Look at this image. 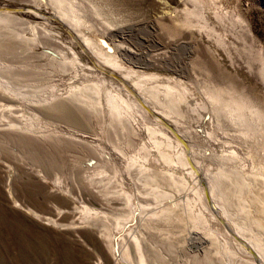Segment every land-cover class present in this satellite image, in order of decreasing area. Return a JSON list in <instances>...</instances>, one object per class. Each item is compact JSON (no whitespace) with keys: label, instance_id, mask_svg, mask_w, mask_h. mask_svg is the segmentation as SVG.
Listing matches in <instances>:
<instances>
[{"label":"rangeland","instance_id":"rangeland-1","mask_svg":"<svg viewBox=\"0 0 264 264\" xmlns=\"http://www.w3.org/2000/svg\"><path fill=\"white\" fill-rule=\"evenodd\" d=\"M214 1L204 10L208 23L216 28L215 37H209L197 29L177 26L185 5L182 0H76L91 21L89 25L93 23L90 31L83 30L87 36L105 32L110 45L121 44L144 56L141 62L122 58L126 67L144 79L155 75L159 84L188 88L184 115L167 116L161 107L147 104L131 80L124 82L121 72L85 50L79 36L44 0H0V76L19 86L29 85L30 91L20 101L0 90V264H98V255L105 264H124L115 258L120 256L121 240H129L131 233H144L148 242L163 246L172 264H250L251 260L264 264L248 250L247 238L240 236L211 189V177L218 172L214 157L236 152L233 169L249 179L257 176L253 189L263 192V123H254L255 132L231 123L224 122V126L215 118L203 89L208 81L230 84L264 109L260 75L264 0H217V6ZM219 38L225 41L221 44ZM64 53L69 60L78 57L83 68L62 72L58 62ZM83 83L102 86L105 106L100 111H85L69 99L73 86ZM108 92H121L141 106L131 109L125 128L117 126L118 137L106 105ZM4 104L14 108H2ZM13 119L18 126H11ZM148 127L164 133L156 138L175 163L163 160ZM182 151L188 166L179 162ZM128 161L150 168L145 174H159L158 185L170 193L153 200L157 183L149 178L144 186L136 168L129 170ZM102 171L106 174L98 175ZM170 175L173 179H168ZM108 177L114 178L103 181ZM246 192L249 196L255 193ZM139 198L161 209L164 221L155 228L149 218L144 224L151 230L147 232L141 226L144 216L136 214L129 228H116L117 218L139 208ZM259 219H264L263 214L252 210L251 222ZM105 231H110L108 239L103 237Z\"/></svg>","mask_w":264,"mask_h":264},{"label":"bare ground","instance_id":"bare-ground-1","mask_svg":"<svg viewBox=\"0 0 264 264\" xmlns=\"http://www.w3.org/2000/svg\"><path fill=\"white\" fill-rule=\"evenodd\" d=\"M44 1L53 8V10L57 14L56 16H58L61 21L65 22V24L67 23L66 25L71 27V29H73V31L79 36L80 40L82 41V45L85 47V50L88 49L92 54H94V56H96L97 59L102 60V62H103L102 64L108 65V66L112 67L114 70L121 72L123 75L122 79H124L123 80L124 82L127 83V80H131L133 85L140 92L141 98H143L147 104L150 103L155 108L161 107L163 109V113L167 114V116H172V115L183 116L184 115V107H186V105H188V103H186V101H188V99L186 100V97H187L186 94H187L188 88L184 87V89H182L183 86L178 85L176 83L175 84H167V85H165V83L159 84V83H157V79H156L155 75L147 76V74H146L145 76H147V78L144 79L143 78L144 76H140V74H138L137 71L133 70L132 67H126L127 63L124 64L122 61V58H124V59L128 58L127 60L137 58L138 62L139 61L141 62V60H139V59L143 58L144 56H141L140 53L138 54L135 51L131 50L130 48L124 47L121 44L116 45V43L112 42V43H114V45H110L107 42V40L105 39V36H104V34H106L105 32L101 36L97 33V31H96V33H94V31L92 30L94 33V37L87 36L85 31H83V30H86V32H87V30L90 31L93 28V26H92L93 23H92V25H89L91 23V21H89L87 15H86V12L79 6L80 3L78 4V2H76V0H44ZM182 1L185 2V3L183 2L185 5H184V9H182V11L180 13L181 16L179 17V19L177 18L178 19L177 20L178 23H176L177 26H179L181 29H185V30H187V29L193 30L194 29V32H195V29H197L198 32H204L209 37L210 36L213 37L216 33V31H215L216 28L214 30V27L210 26L212 23L211 24H210V22L208 23V20L206 19V16L204 13V10H205L206 6L208 5V3L211 4V2H213V0H182ZM215 3H217V0H216V2L214 1V4ZM215 6H217V5L215 4ZM206 9H208V8H206ZM217 19L219 21H223V16H219L217 13ZM237 19H238V17H237ZM235 21H233L234 24L236 23ZM242 21H243V19H242ZM234 24H232V25L235 26ZM89 31H88V33H89ZM34 33H36V32H34ZM109 35L113 36V34H109ZM219 35H218V37H219ZM116 37H118V35ZM77 41H79V40H77ZM218 41L221 42V44H222V42H224L225 40L222 41L221 38H219ZM214 42H216V41H214ZM217 42H216V44H217ZM72 51L73 50H71V52ZM73 54H74L73 56L77 55L74 52H73ZM70 57H71V55H70ZM60 59L61 60H59L58 65H59V68H61L62 72H68L70 70L75 69L77 66L81 67V65H80L81 63H80L78 57L74 58L73 60H69L68 56L64 53V54H62V57ZM132 62H133V60H132ZM97 64L100 65L101 63L98 62ZM261 65L262 66H261V70H260V75L264 79V62ZM81 68H83V65ZM80 71H81V69H80ZM139 72H141V71H139ZM75 73H77V72H75ZM81 73H82V71H81ZM206 75H207V73H206ZM74 78H75V76H74ZM103 83H101V84L103 85ZM98 84L97 83H95V84L94 83L93 84L83 83L81 85L79 84V85L73 86V88L70 90L71 95H70L69 99L73 102L78 103L77 106L79 108L84 109L85 111H89L88 108H98V109L104 108L105 104L102 103V94H103L102 86L100 85V83H98ZM19 85L16 84L14 81H12L9 77H3V76L1 77L0 76V90H2L5 94H9V96L12 95L16 99L18 98L20 101H24L26 99V94H29V92H30L28 89L29 85H27L28 87L19 86ZM203 85H204L203 86L204 95L207 97L206 101L208 100L207 102H209L211 110H212L213 114L216 116L215 118L220 123L223 124L225 122V123H227V125H228V123H231V124H235L238 126L239 125L244 126L248 132H251V131L255 132L256 131L257 128H254V123L256 124V122L263 123V126H264V109L261 108L258 105V103L255 102L249 95H247L246 93H244L242 91L237 90L234 86H231L230 84L229 85L227 84L228 86H218V85H215L212 82L208 81L207 83H203ZM33 88H35V87H33ZM38 90H39V88H38ZM86 95H87V98L89 96L94 102H92L91 100H88L85 97ZM21 98H23V99H21ZM125 98L123 97L121 92H116V93L108 92L107 97H106V105L109 108V112H110V116H111V120H112L110 122H111V125L113 126V128L115 129L114 131H115V135L117 137H118V131H116L117 126L121 125L125 128V121L127 119V116L128 117L132 116L131 109L133 107L141 108L138 101H132L130 99H127V98L125 99ZM68 102H70V101H68ZM36 103H38V102H36ZM19 107H21V106H19ZM2 108H14V106L13 105L8 106V105L4 104L2 106ZM202 109H204V108H202ZM100 110L101 109H99V111ZM5 119L8 120V118H5ZM14 119H13V121L10 122L11 126H18V125H16V122L14 121ZM222 124H221V126L223 127L224 124L223 125ZM258 126H260V125H258ZM17 128H19V127H17ZM229 128H230V125H229ZM148 131H149L150 135L152 136V140L155 142L156 147L159 149V152L161 153L163 160L169 164L175 163L173 158H170L169 155L166 153V151L162 150L164 143L160 142L156 138L157 134H163L164 135V133L160 129H157V127L156 128L148 127ZM244 132H246V130ZM248 132L244 134L245 137L248 134ZM257 132H258V130H257ZM165 135H166V133H165ZM113 145H114V143H113ZM116 148L120 151V149L117 145H116ZM179 153H180L179 157H178L179 162L183 166H188L189 163H188V160L186 158L187 156L185 155L184 151L179 152ZM122 154L125 156L124 152H122ZM148 158H149V155L146 154L144 159L148 160ZM237 159H238V154L236 152H233V153L231 152V154H229L227 156L224 155V156H220V157H214L213 160L217 162L216 164H218V169H217L218 172L216 174H213L211 177V179H212L211 181H212V183H214V184H212L213 186L211 189L215 193L216 198L218 197V200L222 203L221 208H223L225 214H227V216L230 217L234 223H236L235 226L237 227V230H238L240 236L247 238V240H245V241H248V243H246V245H248L247 246L248 250H250V252L253 253L258 259H262V262H263L264 261V219H262V220L259 219L255 222H254V220H252V222H251V214H252V210H256V212L263 214V216H264V190L262 193H259V192H257L256 189H253L255 187V185H254L255 182L259 181L257 176L254 177L253 179H249V178H247V176H248L247 174H246L247 175L246 176L242 171H236L235 169H233L234 166H232V161L237 160ZM128 164H129L128 165L129 170H131L132 168H136L135 169V172L137 173L136 175L141 177L144 186H146V184L148 183L147 180L149 178H153L154 183L155 182L157 183L156 189L158 191L156 192L157 193L156 195L154 194L153 200L155 199L156 201H158L159 195H167L168 193H170V190L167 189V187H165L164 185H158V180L161 177L159 174L152 173V172H150V173L148 172L149 174H145V173H147L148 170H150V168L148 169L144 165H139V164L137 165V167H135L136 162H134V161H128ZM256 166H259V165H256ZM262 169L264 170V166ZM261 171L262 170H260V172ZM105 174H106V172L102 171L98 175L101 176V175H105ZM130 174L132 176L133 171ZM113 175L115 176L116 174L113 173ZM250 176L252 177V175H250ZM260 176H262V175H260ZM172 177L173 176L170 175V177H168V179H173ZM113 178L114 177H108V179L104 178L103 181H107V180L111 181ZM165 178L166 177L163 176V179H165ZM260 181H264V177H263V180L261 179ZM263 185H264V182H263ZM144 186L142 188L141 187H139V188L143 189ZM246 190L247 191L251 190L255 193L251 194L249 196L246 194L247 193ZM145 192L146 191H143V193L142 192L141 193L144 194ZM10 194L12 196V192H10ZM151 194H152V192H151ZM197 194H198V196H200V193L197 192ZM125 197L129 201L131 200V197L129 195L125 194ZM138 202H139V208L135 209L136 211H130V215L127 217H122L120 219H118V218L116 219V221H115L116 222V224H115L116 228H118V229L129 228L132 225V223L134 221V217L136 214H138V217L144 216V218H142L143 223L141 224V226L144 228V230L146 229L147 232L151 231V230H150V228H148L144 225L145 223L147 224L149 221H153V222H155V225H152V227L156 228L157 222H159V221L163 222L164 221V220L160 219L159 213H160L161 209L154 208L153 204L150 200L144 199V198L143 199L139 198ZM14 203L18 204V201L14 200ZM154 204H156V203H154ZM130 210H132V209H130ZM29 211L32 213V210L29 209ZM175 212H176V210L173 208V213H175ZM166 216H168V215H166ZM172 217H171V219H172ZM149 218H150V220H149ZM235 218L241 219L242 222L239 223L238 220H236ZM135 230L136 229H134V231ZM131 232H132V230H131ZM170 232L173 234L172 237H174L173 231H169V233ZM238 232H237V236H239ZM110 235H111L110 231H105L103 234V237L108 239L110 237ZM145 236L146 235L144 233H138V234L131 233V236H130L131 238L129 240L127 239L128 241L125 239L121 240L120 246H119L120 256H118L119 258H115V259L118 261H122L124 264H172L171 259L168 260L167 257L164 255L163 248H162L163 246L158 245L154 242H148L147 238ZM153 236L156 238V235H153ZM175 238H173V240H178ZM240 239H241V237H240ZM207 242L208 241H206V243ZM149 243H150V245H149ZM162 245H164V244L162 243ZM241 248H242V246H241ZM114 250L115 249H114L113 245H111V251L113 253H114ZM243 251H245V250H243ZM134 253H135V255H134ZM251 256H252V254H251ZM98 261H99L98 264H105L104 260L102 259V257L100 255H98ZM251 261H250V264H256V262L251 263ZM260 262H261V260H260ZM247 263H249V262H247Z\"/></svg>","mask_w":264,"mask_h":264}]
</instances>
